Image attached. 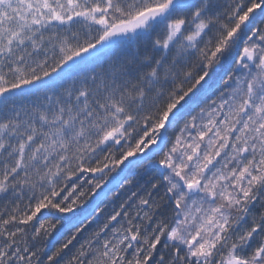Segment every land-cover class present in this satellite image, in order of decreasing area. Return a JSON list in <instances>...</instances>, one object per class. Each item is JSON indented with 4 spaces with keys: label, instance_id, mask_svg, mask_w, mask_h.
Returning a JSON list of instances; mask_svg holds the SVG:
<instances>
[{
    "label": "snow or ice",
    "instance_id": "1",
    "mask_svg": "<svg viewBox=\"0 0 264 264\" xmlns=\"http://www.w3.org/2000/svg\"><path fill=\"white\" fill-rule=\"evenodd\" d=\"M0 264H264V0H0Z\"/></svg>",
    "mask_w": 264,
    "mask_h": 264
}]
</instances>
